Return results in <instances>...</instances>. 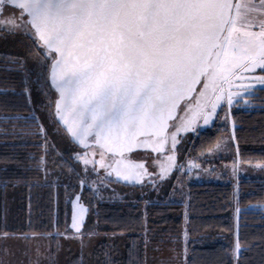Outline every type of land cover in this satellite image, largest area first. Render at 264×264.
I'll use <instances>...</instances> for the list:
<instances>
[{"label": "snow or ice", "instance_id": "6c2138e0", "mask_svg": "<svg viewBox=\"0 0 264 264\" xmlns=\"http://www.w3.org/2000/svg\"><path fill=\"white\" fill-rule=\"evenodd\" d=\"M0 34H23L44 50L34 71L37 82L43 76L45 86L59 93L57 131L62 122L70 143L86 145L92 136L101 150L119 148L121 155L133 143L148 146L152 138L159 145L153 150L160 151L168 122L180 120L173 112L179 108L187 115L197 99L187 95L196 91L194 85L201 84L203 96L209 81L227 82L236 69L264 71V0H0ZM13 62L24 66L22 58ZM255 79L264 84V76ZM182 100L189 103L181 108ZM170 126L172 152L177 132L194 129L191 121ZM146 134L150 139L137 140ZM99 155L103 160L104 152ZM79 200L71 225L77 233L88 211ZM8 236L0 233V239ZM234 251L240 252L238 240ZM35 255L34 264H41L39 245Z\"/></svg>", "mask_w": 264, "mask_h": 264}, {"label": "trees", "instance_id": "16d2710c", "mask_svg": "<svg viewBox=\"0 0 264 264\" xmlns=\"http://www.w3.org/2000/svg\"><path fill=\"white\" fill-rule=\"evenodd\" d=\"M28 42L22 38L18 43L26 46L24 51L37 68L38 57ZM14 60L0 56V233L7 232L11 238L33 233L61 238L67 231L69 199L81 189L86 174L74 151L45 141L49 133L41 131L34 115L26 70ZM40 80L45 82L43 76ZM232 119L239 160L264 163V87L240 101ZM226 133L217 122L184 142L186 153L197 162L205 160ZM82 191L92 216L89 226L95 230L91 235L109 239L101 245L104 264H111L113 237L121 239L115 247L120 264H148L155 247L176 246L185 232L186 264H264V179L241 178L237 186L189 185L186 227L185 207L180 203L101 201L90 188ZM237 240L239 254L234 251ZM20 262L28 264L25 257Z\"/></svg>", "mask_w": 264, "mask_h": 264}, {"label": "rangeland", "instance_id": "374dc122", "mask_svg": "<svg viewBox=\"0 0 264 264\" xmlns=\"http://www.w3.org/2000/svg\"><path fill=\"white\" fill-rule=\"evenodd\" d=\"M0 35L5 37L0 38V56L3 58L12 57L15 58V60L22 58L24 61L23 68L26 70L27 74V93L34 105V115L42 125L43 131L49 133L47 141L48 145H55L56 147H59L60 145L63 148L66 146L69 147L74 151V159L84 168L83 174H86L87 180L84 183H81V189L72 197V199H69L68 202L67 215L69 218H67V231L65 232L68 236H66L67 239H64V243L66 248L71 247V249H64L63 251L72 252V255L75 256L76 251H79L81 247L80 244L82 237L76 235L77 232L71 227V225L73 223V214L78 211V205L76 202L77 196L80 197L79 204H82L87 209L89 208L85 205L83 199L82 190L84 187L90 188L91 191H93L94 197L101 201H117L122 203H136L141 201L145 204L163 201L180 203L185 207L184 217L186 227V208L188 205L189 185L214 182L228 183L237 186L241 178L264 179V163H244L239 160L233 137L234 122L232 119V114L236 105L252 95L256 89L264 87V84L258 83L255 79L256 77L264 76L261 69L256 68L255 71L236 69L234 70L235 75H230L227 82L219 77L214 82L209 81V87L204 90L205 94L198 102L199 104L195 109L190 111L187 118H181L183 121H191V129L194 130L190 131L193 135L211 129L217 122L227 131L224 138L211 152H209L205 160L201 159L200 162H197L186 153L184 146L179 144L181 142L180 137H186L188 132L181 128L176 134L177 140L179 141L176 145V149L172 152L169 151L171 147L170 139L167 150L158 156L159 159L153 160L151 164L153 166L152 178L150 177V179H146L144 182L136 185H130L116 181V179H114L115 177L108 173L111 166L110 161L106 157L101 160L99 151L94 149L88 151L82 150L81 148L77 149L70 145L68 139L62 133L60 128L59 131H57L58 126L53 120V109L50 95L43 86L42 80H40L41 77L39 78V82H37L38 71H34V69L37 68H34V64L30 61V58H28L24 51L26 46L18 43L22 38L25 40L23 35ZM25 42L27 44L28 41L25 40ZM28 43L31 44L30 42ZM32 58L33 57H31V59ZM36 83H38L37 87L35 86ZM229 100H231V103H229ZM213 105H216L214 112L212 111ZM205 116H208V124L204 123ZM52 135L54 138H57V142L53 140ZM169 155L174 156L173 161H168L167 157ZM84 158H87L89 161L87 165L84 163ZM102 164L103 166H101ZM162 166L167 169V171H162ZM93 168L95 171H92ZM91 219L92 216L87 211V213L83 215V223L81 225L80 233L88 235V233L93 234L95 232L93 229L94 227L89 226ZM97 236L100 238L97 239L94 235L84 236L85 238H83L87 251L93 252L92 258L86 255L87 259L84 260V264H87V262H89V264H104L103 258H105V256L103 252L105 248L102 246L105 244L106 240L109 239L106 237L104 238L102 235ZM113 238V244H111V253L113 256L110 258L111 264H120V254L115 253V251H117L116 249H118H115V247H119L116 243L121 239H118V237ZM70 239L74 242H69ZM47 240L50 241V239ZM77 241H79V245L77 244ZM28 244L30 246H37L44 244V242L30 240L28 241ZM20 245L23 247L22 243H20ZM176 246H178V248L186 247V232L184 233L182 242L176 244ZM163 248L164 253H161L160 251H156L157 253H149L148 260L151 255L153 257H171L172 253H170V251L173 249L166 250L165 247ZM148 252H150L149 249ZM183 252V249H181L177 254H173L176 258L178 257L174 260L173 264H183L182 261H180L181 256L184 255ZM95 253L97 256H94ZM171 263L172 261L170 260L159 262V264ZM149 264H158V262L156 263L155 258H153Z\"/></svg>", "mask_w": 264, "mask_h": 264}, {"label": "flooded vegetation", "instance_id": "af4514ba", "mask_svg": "<svg viewBox=\"0 0 264 264\" xmlns=\"http://www.w3.org/2000/svg\"><path fill=\"white\" fill-rule=\"evenodd\" d=\"M23 37H24L25 40L29 41L32 44V41L30 39H28L25 35H23ZM34 51H35L34 52L35 56L38 57L37 60H40V53H42L44 50L43 49H37L36 47H34ZM45 75H46V71H45ZM201 82H203V78L201 79ZM45 83L46 82H43V86L45 87L47 93L50 95V100L52 102V109H53V120L55 122V121L59 120V117H57L55 115V102H56L57 99H59V93L56 92L54 88H52L50 90L48 87L45 86ZM47 83L50 85V81H48ZM195 89H196V91H193L191 94L190 93L188 94L189 97H196L197 99H193L191 101L190 107L186 110L187 111V115H185L184 113L180 112L179 108H178L177 110H175L173 112V116L174 117L179 116L180 120L169 121L168 122L169 127L166 129V131L164 133L165 137H167V139L165 140V148H166V150H167V147L169 146L170 134L173 131V129L171 128L170 125L173 122L180 123L181 118H187V116L189 115L190 111L195 109V107L199 104L198 102L203 97V96H199L198 95L199 91L201 90V84H198L195 87ZM188 103H189L188 100H182L180 102V107L182 108V107L185 106V104H188ZM66 115H67V113H66ZM65 127L66 126H64L63 123L60 122L59 128L61 129L62 133L65 135V137L68 139V142L70 143V139L71 138H70V136L68 134H66ZM192 135H193V133L189 130L187 132V136L186 137L185 136L184 137H180L181 142L179 144L184 146V142H186ZM143 139H150V136L148 134H146L143 137H138L137 138V140H143ZM154 139H158V138L150 139V144L148 146L139 145L138 143H133L132 150L129 151L127 148H124L122 150V152H123L122 155H121V149H119V148H113L112 151H108L107 149L101 150L99 148V146L94 142V139H93L92 136H90L88 138V141H87L86 145H80V144L75 143V142H71L70 145L74 146L77 149L81 148L82 150H86V151L91 150V149L97 150L99 152L103 151L104 152V157H106L110 161V164H111V166H110V168L108 170V173L111 176H113V177L115 176V174L123 175L122 171L120 172V168L122 166H126V164L129 163V162L142 164L143 168H139L138 172L134 173L138 177H141V176H143V174H147L146 169L149 171V173L151 175L153 174V166L151 164H152L153 160L157 159V157L160 154H162V153L156 154L155 151L153 150L154 148L158 147V144L153 142Z\"/></svg>", "mask_w": 264, "mask_h": 264}, {"label": "crops", "instance_id": "0c3cea01", "mask_svg": "<svg viewBox=\"0 0 264 264\" xmlns=\"http://www.w3.org/2000/svg\"><path fill=\"white\" fill-rule=\"evenodd\" d=\"M243 2V0H241ZM83 234V235H82ZM76 235L81 236L82 239L85 238L84 236L86 234L84 233H76ZM68 234H64L63 237L53 239L48 238L50 241L47 240V238H39L36 239L38 241H43L44 244L39 245L40 253H41V264H84V260L87 259L86 255L90 258L93 257V252L87 251V247L85 246L84 240H83V247L81 245L80 250L76 251L75 256L72 255V252L68 253V251H63L64 249H71L65 247V241L64 239H67ZM99 239L100 237L94 236ZM60 239V240H59ZM46 242V243H45ZM48 242V243H47ZM69 242H74L72 239H70ZM79 245V241H77ZM22 243L23 247L20 245ZM36 245H29L28 241L18 239V238H11L8 237L6 239H0V255H3L1 258L4 262V264H24L21 261V259L24 257L28 260V264H34L36 260L35 250ZM163 247L168 249H173L170 251L172 253L171 257H153L152 255L149 258L148 264L152 261L153 258H156L160 262H165L167 260L172 261L171 264H173L174 260H176V256L173 254H177L179 250L183 249L184 255L181 256L180 261H182L183 264H186L187 261V254H186V247L184 248H178V246H158L155 247V252L160 251L163 252ZM178 249V250H177ZM20 253H24V255H20ZM151 253V252H150ZM77 254V255H76ZM91 254V255H90Z\"/></svg>", "mask_w": 264, "mask_h": 264}, {"label": "water", "instance_id": "95a60500", "mask_svg": "<svg viewBox=\"0 0 264 264\" xmlns=\"http://www.w3.org/2000/svg\"><path fill=\"white\" fill-rule=\"evenodd\" d=\"M197 85L198 84L194 85V88ZM165 150H166V148H165V142H164L163 143V147L161 148V150L160 151H155V153L156 154L163 153V152H165ZM135 164H138V163H131V162H129V163L126 164V166H122L120 168V172L122 171L123 175H117V174H115L114 177H115L116 181L121 182V183H124V184L136 185V184H139V183L144 182L146 179H149L151 177V174L149 173V171L147 169H146L147 174H143V176H141V177H138L136 174H134L135 172H138V169H139V168L132 167V165H135ZM125 176H128L129 179H127V180L123 179V177H125Z\"/></svg>", "mask_w": 264, "mask_h": 264}]
</instances>
